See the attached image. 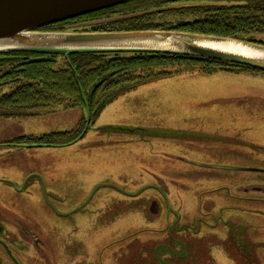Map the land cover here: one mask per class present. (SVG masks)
Masks as SVG:
<instances>
[{"label":"rangeland","instance_id":"374dc122","mask_svg":"<svg viewBox=\"0 0 264 264\" xmlns=\"http://www.w3.org/2000/svg\"><path fill=\"white\" fill-rule=\"evenodd\" d=\"M190 4L158 8L151 21L180 20ZM150 11L48 30L115 27ZM172 70L121 94L72 145L9 142L72 131L87 108L0 115V211L50 235L65 228L52 237V264H264V205L254 200L264 188V73ZM41 179L78 210L64 224L48 213Z\"/></svg>","mask_w":264,"mask_h":264},{"label":"trees","instance_id":"16d2710c","mask_svg":"<svg viewBox=\"0 0 264 264\" xmlns=\"http://www.w3.org/2000/svg\"><path fill=\"white\" fill-rule=\"evenodd\" d=\"M176 3H191L176 10L183 14L180 20L168 23L151 21L158 14V8ZM141 8L151 11L115 20V27L110 23L105 24L109 25L106 28L93 25L91 31L167 30L264 44L253 39L256 34H264V0H134L89 16L94 19L116 11L137 12ZM53 27L56 26L45 29ZM198 67L207 74H213L217 69L264 73L243 65L169 52H0V115L21 117L41 111L87 108L92 122H95L104 108L121 94L167 78L174 73L173 68L194 72ZM92 87L95 90L90 95ZM86 123L87 119L83 118L78 129L41 137H22L16 142L67 145L84 135Z\"/></svg>","mask_w":264,"mask_h":264},{"label":"water","instance_id":"95a60500","mask_svg":"<svg viewBox=\"0 0 264 264\" xmlns=\"http://www.w3.org/2000/svg\"><path fill=\"white\" fill-rule=\"evenodd\" d=\"M131 1L134 0H0V52L16 50L66 53L77 51L169 52L243 65L264 72V59L199 45L200 42L208 40L233 41L264 52V44L256 42L167 30L114 32L44 30L49 26ZM94 90L95 87H92L90 95Z\"/></svg>","mask_w":264,"mask_h":264},{"label":"flooded vegetation","instance_id":"af4514ba","mask_svg":"<svg viewBox=\"0 0 264 264\" xmlns=\"http://www.w3.org/2000/svg\"><path fill=\"white\" fill-rule=\"evenodd\" d=\"M91 16H81L76 19L68 20L63 23H59L60 26L65 27L68 25L71 27L73 24H80L81 21L84 23L87 22V20H91ZM95 22V20H93ZM58 27L57 25H54ZM64 30V29H61ZM66 32H71V30H64ZM72 32H94L90 30H83L81 31V28H75ZM89 125H88V131L90 129V126L92 125V118L89 116ZM87 120V122H88ZM81 126V121L78 124V126L75 129H78ZM87 123L84 128V132L86 131ZM87 131V132H88ZM86 132V133H87ZM86 135V134H85ZM19 138L9 142V144H15L14 147L23 148L19 143L16 141ZM77 141H74L70 144H42L39 145V143H26L29 144V146L35 145V146H42L45 147H62V146H68L76 143ZM34 147V146H33ZM201 166V165H199ZM39 195L41 194L44 197V205L50 215L52 217L58 219V221L61 224H64L62 221H65L66 218H70L75 216V211H66L64 205H66L67 200H63L61 202H57L58 199L62 196L61 192H59L56 189H48V184L43 179L39 182ZM261 192H258V194L262 195L259 198H255L254 200L259 201L260 203H264V188L259 189ZM15 191V190H14ZM15 193H21L24 191H18ZM64 198V197H63ZM2 199V197H0ZM70 213L73 215L70 216ZM20 214V213H19ZM12 218V217H11ZM13 221L12 223H10ZM11 226L15 228L16 230H12ZM61 231V235L64 234V227H59L55 229V234L52 230V235H50L47 232V228H44V225L39 221H32L28 218L19 217L18 215L13 217L12 219H9V223H6L4 220L3 212L0 211V264H38L39 261H43L44 264H52V247L51 244L54 240V237L57 236V231ZM53 237V240H52ZM39 260V261H38ZM42 264V263H40Z\"/></svg>","mask_w":264,"mask_h":264},{"label":"bare ground","instance_id":"6f19581e","mask_svg":"<svg viewBox=\"0 0 264 264\" xmlns=\"http://www.w3.org/2000/svg\"><path fill=\"white\" fill-rule=\"evenodd\" d=\"M199 45L218 49V50H223L227 52L237 53V54H241V55H245V56L253 57L257 59H264L263 51L256 50L253 47H250L242 43H238V42L208 40V41L200 42Z\"/></svg>","mask_w":264,"mask_h":264},{"label":"crops","instance_id":"0c3cea01","mask_svg":"<svg viewBox=\"0 0 264 264\" xmlns=\"http://www.w3.org/2000/svg\"><path fill=\"white\" fill-rule=\"evenodd\" d=\"M260 204L264 205V203H259L257 206H259Z\"/></svg>","mask_w":264,"mask_h":264}]
</instances>
